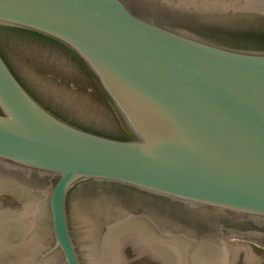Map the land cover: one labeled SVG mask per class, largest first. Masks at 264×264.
<instances>
[{
	"label": "water",
	"instance_id": "obj_1",
	"mask_svg": "<svg viewBox=\"0 0 264 264\" xmlns=\"http://www.w3.org/2000/svg\"><path fill=\"white\" fill-rule=\"evenodd\" d=\"M261 2L200 0L208 13ZM203 21L131 0H0V28L66 49L129 133L66 121L0 52V193L24 204L0 202V264H127L128 247L161 264H264V39ZM28 69L109 116L88 88Z\"/></svg>",
	"mask_w": 264,
	"mask_h": 264
},
{
	"label": "flooded vegetation",
	"instance_id": "obj_2",
	"mask_svg": "<svg viewBox=\"0 0 264 264\" xmlns=\"http://www.w3.org/2000/svg\"><path fill=\"white\" fill-rule=\"evenodd\" d=\"M131 2L191 23L206 20L203 22L222 28L232 36L264 39V2L259 4L257 10L230 9L224 13L203 12L200 0H131ZM0 52L32 95L66 121L107 136H129L116 109L93 75L60 45L29 32L0 28ZM29 67L33 71L48 75L50 79L55 77L60 81L72 80L79 88L81 86L83 90L88 88V93L109 111L107 113L109 116L90 115L89 111L92 110L79 111L78 107L62 100L60 94L57 95L45 88L33 75L26 76L24 69L27 71ZM49 183L51 184V182L45 184ZM123 204L132 208L135 213H145L126 199H123ZM200 234L195 233L197 236Z\"/></svg>",
	"mask_w": 264,
	"mask_h": 264
},
{
	"label": "rangeland",
	"instance_id": "obj_3",
	"mask_svg": "<svg viewBox=\"0 0 264 264\" xmlns=\"http://www.w3.org/2000/svg\"><path fill=\"white\" fill-rule=\"evenodd\" d=\"M0 202H2L3 207H8L11 210L23 209L24 204H20L16 199L5 193H0ZM123 253L126 255L127 264H161L155 260L147 249H142L136 254H132V247L126 248ZM244 253L239 254L238 261L235 264H243L242 260Z\"/></svg>",
	"mask_w": 264,
	"mask_h": 264
}]
</instances>
